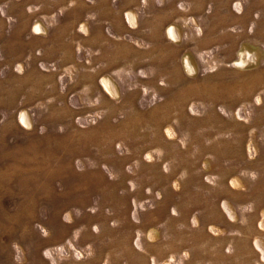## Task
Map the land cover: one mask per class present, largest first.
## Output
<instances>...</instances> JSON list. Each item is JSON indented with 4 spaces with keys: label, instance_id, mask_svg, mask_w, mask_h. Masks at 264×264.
Masks as SVG:
<instances>
[{
    "label": "rangeland",
    "instance_id": "1",
    "mask_svg": "<svg viewBox=\"0 0 264 264\" xmlns=\"http://www.w3.org/2000/svg\"><path fill=\"white\" fill-rule=\"evenodd\" d=\"M0 264H264V0H0Z\"/></svg>",
    "mask_w": 264,
    "mask_h": 264
},
{
    "label": "bare ground",
    "instance_id": "2",
    "mask_svg": "<svg viewBox=\"0 0 264 264\" xmlns=\"http://www.w3.org/2000/svg\"><path fill=\"white\" fill-rule=\"evenodd\" d=\"M171 34H172L173 37H177V36H176V32L174 31V27L171 28Z\"/></svg>",
    "mask_w": 264,
    "mask_h": 264
},
{
    "label": "flooded vegetation",
    "instance_id": "3",
    "mask_svg": "<svg viewBox=\"0 0 264 264\" xmlns=\"http://www.w3.org/2000/svg\"><path fill=\"white\" fill-rule=\"evenodd\" d=\"M171 29V26H169V29L168 30H170ZM174 40L175 41H178V39H176V37L174 38ZM107 91V90H106Z\"/></svg>",
    "mask_w": 264,
    "mask_h": 264
},
{
    "label": "snow or ice",
    "instance_id": "4",
    "mask_svg": "<svg viewBox=\"0 0 264 264\" xmlns=\"http://www.w3.org/2000/svg\"><path fill=\"white\" fill-rule=\"evenodd\" d=\"M36 31H39V28H37Z\"/></svg>",
    "mask_w": 264,
    "mask_h": 264
}]
</instances>
